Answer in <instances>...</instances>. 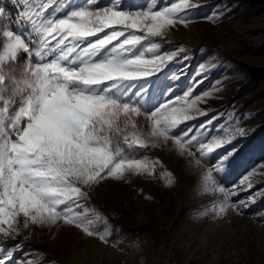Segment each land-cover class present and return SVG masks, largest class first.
I'll use <instances>...</instances> for the list:
<instances>
[{"label":"snow or ice","instance_id":"1","mask_svg":"<svg viewBox=\"0 0 264 264\" xmlns=\"http://www.w3.org/2000/svg\"><path fill=\"white\" fill-rule=\"evenodd\" d=\"M7 4L18 12L13 15ZM189 10H194L189 0L170 6L138 0H0V235H19L15 224L23 216L25 227L29 221L63 220L108 243L110 228L99 209L89 206L90 190L107 179L154 174L158 161L140 150L162 142L173 141L180 156L199 166L202 159L193 147L202 157L237 138L233 133L200 141L208 122L177 130L195 119L190 112H200L196 105L202 97L189 100L190 90L168 95L171 85L157 73L186 49L161 52L149 38L177 23L187 27L193 20ZM138 117L149 122V131ZM244 131L236 129L240 135ZM244 147L234 144L216 170ZM257 151H264V144L252 146L249 154ZM163 175L167 184L174 182L171 173ZM201 184L205 193L221 194L217 214L233 206L211 169ZM0 264L18 262L6 252L0 253ZM19 264L41 261L26 257Z\"/></svg>","mask_w":264,"mask_h":264},{"label":"rangeland","instance_id":"2","mask_svg":"<svg viewBox=\"0 0 264 264\" xmlns=\"http://www.w3.org/2000/svg\"><path fill=\"white\" fill-rule=\"evenodd\" d=\"M149 2L170 6L180 0H138L139 5ZM189 4L194 10H189L193 20L187 27L177 23L149 38L161 45V52L186 49L157 75L171 85L169 96L190 90L189 100L202 97L196 105L200 112H190L195 119L178 131L208 122L200 141L233 133L237 138L202 157L193 147L202 159L199 166L180 156L173 141L162 142L140 150L141 156L158 161L154 174L107 179L90 190L89 206L99 209L110 228L108 243L63 220L55 225L29 221L25 227L20 216L15 224L19 235H0L6 240L0 253H14L18 264L26 257L41 264H264V151L249 154L252 146L264 144V0ZM6 6L13 15L18 12ZM137 119L149 131V122ZM234 144L245 147L217 171L218 160ZM209 169L233 204L221 214L214 210L221 194L205 193L201 184ZM165 172L171 173V185ZM97 227L103 230L104 221Z\"/></svg>","mask_w":264,"mask_h":264}]
</instances>
